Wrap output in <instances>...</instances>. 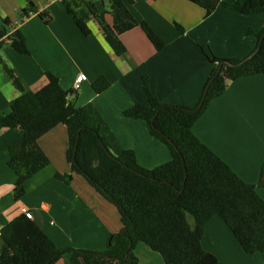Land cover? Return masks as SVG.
Here are the masks:
<instances>
[{
    "label": "crops",
    "instance_id": "crops-1",
    "mask_svg": "<svg viewBox=\"0 0 264 264\" xmlns=\"http://www.w3.org/2000/svg\"><path fill=\"white\" fill-rule=\"evenodd\" d=\"M94 1L100 8H110L107 0ZM30 4L35 10L25 15L23 9ZM129 9L165 40L162 50H156L136 27L121 35L127 51L116 55L99 23L90 18L92 33L85 36L61 0H0V29L3 20H9L6 34L0 38V57L14 69L26 90L37 91L46 85V72L54 73L65 90L75 89L77 78L83 76L76 106H85L97 119L115 155L132 149L141 166L154 169L171 161L169 148L151 135L144 119L124 113L137 101L148 103L144 76L149 77L151 90L161 102L197 105L215 66L208 56L249 55L257 46L256 33L264 28V12L243 14L220 4L207 16L189 0H139L129 4ZM107 19L116 22V16ZM17 31L24 35L30 54L12 48L11 36ZM100 76L107 77L111 86L98 94L92 84ZM19 95L0 64V115L10 112V102ZM193 129L244 181L257 184L264 161V74L231 81ZM20 135L19 128L0 129V230L29 210L57 247L105 251L110 236L122 229L121 216L86 178L71 172L66 159V126L58 125L39 139L50 163L25 181V193L16 199L17 174L9 166L8 146ZM67 173H72L69 182L56 177ZM258 193L264 199V187ZM206 230L203 246L223 264H264L263 254H247L219 216L209 220ZM3 245L0 232V251ZM135 253L139 264H166L143 243L137 244ZM54 264H71L70 255Z\"/></svg>",
    "mask_w": 264,
    "mask_h": 264
},
{
    "label": "trees",
    "instance_id": "trees-1",
    "mask_svg": "<svg viewBox=\"0 0 264 264\" xmlns=\"http://www.w3.org/2000/svg\"><path fill=\"white\" fill-rule=\"evenodd\" d=\"M109 9L98 7L94 0H61L77 27L89 36L88 23L95 19L116 55H123L126 45L121 35L140 27L156 50L165 40L146 20L139 21L129 4L139 0H108ZM208 16L220 5L243 14L264 12V0H189ZM33 4L23 9L28 15ZM116 16L111 24L107 16ZM9 20H3L0 38L7 32ZM181 33L184 28L176 23ZM254 33L253 31H250ZM256 48L244 58L209 57L215 64L197 105L161 102L152 92L148 76L143 85L148 103L137 101L124 113L144 119L152 136L171 152V161L154 169L141 166L132 149L115 155L112 145L100 132L97 119L85 106H76V89L65 90L60 79L46 72L47 84L37 91L26 90L13 68L0 57V64L20 95L10 102V112L0 115V129L19 128L21 135L8 146L9 166L16 172L15 198L25 193V181L50 160L39 139L58 125L67 128L69 145L66 159L71 172L82 175L119 210L122 229L110 236L105 251L59 248L38 223L24 213L5 224L0 232L4 241L0 264H54L65 254L71 264H139L135 254L143 243L159 253L166 264H223L206 250L202 240L206 224L214 216L222 218L243 250L264 256V199L258 193L264 187V161L257 184L244 181L219 155L203 143L194 125L213 99L225 93L231 81L264 74V28L256 33ZM12 48L30 54L24 35L11 36ZM111 86L105 76L92 84L98 94ZM72 173L56 174L69 182ZM189 216L193 218L190 223Z\"/></svg>",
    "mask_w": 264,
    "mask_h": 264
},
{
    "label": "built area",
    "instance_id": "built-area-1",
    "mask_svg": "<svg viewBox=\"0 0 264 264\" xmlns=\"http://www.w3.org/2000/svg\"><path fill=\"white\" fill-rule=\"evenodd\" d=\"M83 80V76H79L76 80V83H75V89L78 90L80 88V83L82 82ZM24 214L28 217V218H33V214L31 211L29 210H24Z\"/></svg>",
    "mask_w": 264,
    "mask_h": 264
},
{
    "label": "rangeland",
    "instance_id": "rangeland-1",
    "mask_svg": "<svg viewBox=\"0 0 264 264\" xmlns=\"http://www.w3.org/2000/svg\"><path fill=\"white\" fill-rule=\"evenodd\" d=\"M107 3H108V6H109V1L107 0ZM189 218V221H190V223H192L193 222V218L191 217V216H189L188 217ZM136 254V253H135ZM137 256V255H136ZM138 257V256H137ZM139 259V258H138Z\"/></svg>",
    "mask_w": 264,
    "mask_h": 264
},
{
    "label": "water",
    "instance_id": "water-1",
    "mask_svg": "<svg viewBox=\"0 0 264 264\" xmlns=\"http://www.w3.org/2000/svg\"><path fill=\"white\" fill-rule=\"evenodd\" d=\"M17 35V33L15 32V33H13V36H16Z\"/></svg>",
    "mask_w": 264,
    "mask_h": 264
}]
</instances>
